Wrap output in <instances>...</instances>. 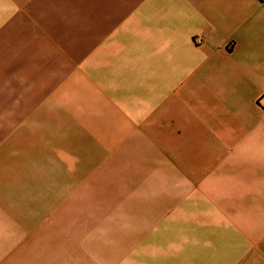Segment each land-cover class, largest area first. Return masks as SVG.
Returning <instances> with one entry per match:
<instances>
[{
  "label": "crops",
  "instance_id": "crops-1",
  "mask_svg": "<svg viewBox=\"0 0 264 264\" xmlns=\"http://www.w3.org/2000/svg\"><path fill=\"white\" fill-rule=\"evenodd\" d=\"M0 55V228L54 230L40 264H264V0H0ZM81 148L116 198L24 201Z\"/></svg>",
  "mask_w": 264,
  "mask_h": 264
},
{
  "label": "rangeland",
  "instance_id": "rangeland-1",
  "mask_svg": "<svg viewBox=\"0 0 264 264\" xmlns=\"http://www.w3.org/2000/svg\"><path fill=\"white\" fill-rule=\"evenodd\" d=\"M241 1V0H239ZM253 0H249V4ZM5 55H0L1 60ZM41 152H46L43 149ZM98 150H89L81 148L76 151V161L74 162L69 157V154L62 153L61 157L54 156L48 151L46 153H40V163L35 162L34 165L26 166L24 170V177L27 180L29 186V193L25 196L24 201L28 204V201L39 200L48 201L49 188L55 184V179L58 178H78V189L63 191L61 197L67 198L64 201L77 200L78 207L74 210L81 214H85L88 211V207L94 203V201L111 200L116 198L117 187L116 185H107L104 182L109 180L106 177H118L117 169H107L106 166L110 165V160H116V152H105ZM88 160V164L86 163ZM93 177L103 178L102 182L92 181ZM34 178V179H31ZM37 178V179H35ZM38 179H44L45 181H38ZM87 179V180H86ZM31 180H35L31 182ZM31 182V183H29ZM58 185V184H55ZM44 189L43 193L39 196V190ZM56 197H59L57 194ZM145 217V216H144ZM116 228H119L116 226ZM116 228H109V237L114 238L116 234ZM159 229L164 228H156ZM47 235L50 239L54 236V230L47 228H32L29 231L23 228H0V259H4L2 264H40L44 258L43 252L44 244L42 238ZM114 241V240H113ZM52 242V241H51ZM50 242V243H51ZM78 247V246H77ZM13 249L10 256L5 255L9 252V249ZM77 251L80 256H88L90 248L88 246H82ZM10 250V251H11ZM76 260L78 258L76 257Z\"/></svg>",
  "mask_w": 264,
  "mask_h": 264
},
{
  "label": "built area",
  "instance_id": "built-area-1",
  "mask_svg": "<svg viewBox=\"0 0 264 264\" xmlns=\"http://www.w3.org/2000/svg\"><path fill=\"white\" fill-rule=\"evenodd\" d=\"M195 43L197 44V45H202L203 43H204V41H203V39L202 38H197L196 40H195Z\"/></svg>",
  "mask_w": 264,
  "mask_h": 264
}]
</instances>
